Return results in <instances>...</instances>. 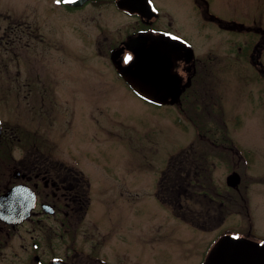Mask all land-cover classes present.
Returning <instances> with one entry per match:
<instances>
[{"label": "rangeland", "instance_id": "1", "mask_svg": "<svg viewBox=\"0 0 264 264\" xmlns=\"http://www.w3.org/2000/svg\"><path fill=\"white\" fill-rule=\"evenodd\" d=\"M55 1L0 0V119L13 140L11 159L5 149L0 152V192L12 180L8 167L23 158L24 132L36 134L40 125L49 146L57 143L65 152L68 145L86 166L95 164L89 174L96 192L86 221L77 232H59L53 242L48 240L56 245L40 250L43 259L60 255L74 264H88L87 255L97 252L96 241L105 234L113 264H203L224 235L264 242V78L251 59L261 47L257 56L264 66V37L250 32L231 38L218 25L204 26L189 0H156L161 12L172 16L174 28L190 39L200 72L196 79L201 81L198 100L158 105L122 87L113 68L102 64L95 51L82 52L81 40L67 36L63 22L70 18L82 19L84 34L99 33L85 20L94 15L87 10L70 14ZM223 3L214 6L217 13L232 14L246 26L257 20L264 25L261 1ZM101 10L109 19L108 36L119 37L121 28L111 23H119L124 14L114 4ZM95 15L103 19L99 12ZM241 42L247 47L237 58L232 52ZM66 82L75 84L80 94L88 92L86 97L95 93L97 99L78 97L72 90L73 103L50 104L49 97L55 95L51 87ZM39 91L46 99L40 101ZM72 104L77 115L94 108L93 143L88 146L85 140L73 142V127L63 124ZM98 108L107 110L101 114ZM54 113L63 125L54 121ZM91 123L77 125L90 128ZM169 166H176L172 170L179 181L194 180L188 187L192 195L185 186L174 190L177 186L162 179ZM236 171L242 181L231 188L227 176ZM179 197L182 206L169 202ZM96 204L103 207L97 211ZM92 220L104 233L99 235ZM20 232L9 240L18 247L3 249L0 264L6 259L9 264L37 263L32 236L42 235L27 228Z\"/></svg>", "mask_w": 264, "mask_h": 264}, {"label": "flooded vegetation", "instance_id": "2", "mask_svg": "<svg viewBox=\"0 0 264 264\" xmlns=\"http://www.w3.org/2000/svg\"><path fill=\"white\" fill-rule=\"evenodd\" d=\"M75 1L78 0H56L55 5H57V7L67 8L66 11L70 12V14H79L82 10L89 11V14H93L94 16L90 18L86 16L85 20L87 24L95 25L99 33L94 35L84 34V26L80 24V22H83L82 19L70 20L72 19L70 18L68 21L63 22L64 25L69 28V34L67 36H72L81 40L82 52H84L86 48L95 51L96 55L102 58L100 60L102 64L104 63L113 68V72L116 73V79H118L116 81L122 83V87L134 92L136 96L141 97L135 92L126 78L120 74L118 66L125 67L134 60L135 54H133L132 48L134 45L140 44L138 42H141L144 45H152L155 42H160L161 44L168 45V49L176 48L177 46L179 47V57L174 60V72L179 73L182 76V84L185 85V89L181 94L182 96L179 103L174 105L187 103L193 99L191 97H194L196 100L199 99L200 92H198V88L201 81H197L196 79L200 76V72H198L196 52L194 51L191 41H189L190 39L174 28L175 21L172 19V16L161 12L156 0H144L146 9L141 12L120 7L119 3L121 0H86L79 5L73 4ZM133 1L142 3L143 0ZM257 1L264 3V0ZM189 3L192 9L197 10V17L204 26H208L210 23L218 25L220 29L231 34V38H241L250 32L264 37V25L260 24L258 22L259 20L255 21L251 26H246L243 21L238 20L232 14H230L229 17H226L221 13H217L214 6L224 5L223 0H189ZM109 4H114L117 10L124 14L117 18L120 20L119 23L118 21L116 23H111L112 27L118 25L122 30L120 36L113 37V39L111 36H108L110 24L108 23L109 19L103 17L101 10L103 8L108 9ZM97 12L102 15L103 19L100 20L99 17L95 15ZM165 18L170 21H165ZM49 24L51 34V29L53 28L52 21H50ZM87 42L91 44L84 45V43ZM243 47H247V45L242 42L238 43L237 50L234 48L235 50L232 53L236 54V57L239 58V54L244 50ZM258 47L251 59L252 64L255 65L257 70H260L264 78V66L261 64L262 60L258 59L257 56V53L259 52L258 50L261 47ZM65 50L68 52L66 48ZM192 50L194 51V57L190 58V52L193 53ZM101 53L102 56H100ZM74 87H76V85L73 83L70 84V82L63 83L57 88L51 87L55 95L52 94L51 97H49L52 99V102L49 103L56 104L59 101L60 103L66 102L71 104L73 103V97H76V95L78 97L81 96L82 98L88 95V92L83 94L78 93ZM84 87H86V83H84ZM72 90L76 92L75 96L70 93ZM39 92L38 97L40 101L43 98L46 99L45 94L41 95V91ZM58 93L60 95H57ZM187 95L188 98L183 100ZM86 98L92 99V101L97 99L95 93L93 98H90V95ZM144 99L153 102L149 99ZM73 106L74 104L70 105L73 110L68 112V115L70 116L63 124L67 126L70 125V128L73 127V133L71 135V140L73 142L78 140L84 144L83 141L85 140L88 146L89 143H93L92 138L94 132H92L91 129L93 121L95 122L94 108L87 109L82 115H77L78 113ZM99 110L101 114H105L107 109ZM52 116L54 117L55 122L59 125H63L59 122L60 117H57V114L54 113ZM65 117H63V119ZM42 120L43 117L39 118V121ZM79 121H84L85 124L92 122L91 127L89 128L86 125L81 126V124L77 125ZM98 124L102 126L100 129H103L104 124ZM39 127L40 129L36 131V134H30L28 130L24 132L26 135V148L23 158L16 162L15 165L8 167H12L9 170V176L12 180L6 182L2 192H0L1 198L13 188H19L15 197L16 200L14 204L12 203V209H19L22 200L25 202L24 208L31 209L29 216L25 218V221L22 223L16 222V220L15 222H7L0 218V254H3V249L10 246L9 240L13 236L16 238L17 234L20 235L22 229L27 228V230L33 235H42L41 237L37 236V238L32 236V239L35 240L32 243V251L38 253L34 259V261L37 262L36 264H53L54 261L59 260L68 264H74L65 260V257L60 255L59 257L52 256L48 260H44L40 250L45 246L47 249H53L56 244H48V240L53 242L52 239H54V235L59 232H65L68 235L72 231L77 232L80 229L79 226L86 221V216H88L90 212L92 197L95 196L96 192L93 184V180L95 179L94 177L92 178V174H89V169L95 167V164L89 162L86 166L84 162H81L77 155L72 153V150L68 148V145H66L65 152L62 150L63 148L61 149L55 142L54 145L49 146L46 143L45 133L43 130L41 131L42 126L40 125ZM84 132H86L85 137L83 136ZM6 134L7 129L5 125H3L2 137L0 140V152L5 149V156L8 155L9 159H11L12 151L9 152L11 149L9 145L13 143V140L9 141ZM7 143L8 145L5 146ZM52 148H54V150ZM13 160H15V158ZM106 169L108 170L109 168ZM168 169H170V166ZM166 174L167 172H164L162 179L166 178ZM106 194H109V191L104 193V195ZM160 201H163L162 198ZM99 206L102 205L99 204L93 207L98 211ZM20 217V214H16L14 219ZM93 223L94 226L97 227L99 235L101 232L104 233L102 227H99L94 221ZM43 234L45 235V238ZM102 236L105 237L106 234L100 235V239L96 241L94 248L97 252L87 255L88 264H113L111 258H109L111 251L108 252L106 248L109 243L108 239H102ZM61 237H64V235H61ZM16 247L18 246H10V248ZM20 247L23 246L21 245ZM119 257L120 256H118V258ZM6 264H9L7 259Z\"/></svg>", "mask_w": 264, "mask_h": 264}, {"label": "water", "instance_id": "3", "mask_svg": "<svg viewBox=\"0 0 264 264\" xmlns=\"http://www.w3.org/2000/svg\"><path fill=\"white\" fill-rule=\"evenodd\" d=\"M86 0H78L73 4L79 5ZM148 1V0H147ZM120 7L130 10L143 11L146 9L145 1L121 0ZM140 44L132 48L135 54L134 60L124 66H118L119 72L129 84L141 96L160 104H176L181 99L185 89L182 84L183 78L179 73L174 72V60L179 57V47L168 49V45L155 42L152 45ZM166 47V49H165ZM191 50V49H190ZM190 52V58L194 57ZM3 125L0 121V140L2 137ZM242 177L236 171L227 176V184L231 188H237ZM19 188L11 191L0 198V218L7 222H24L29 216L31 209H25V202H20L19 209H12V203ZM10 207V208H8ZM20 214V218H15ZM53 264H68L62 260L54 261ZM203 264H264V243L252 240L251 238L233 234L224 235L209 251V255Z\"/></svg>", "mask_w": 264, "mask_h": 264}, {"label": "trees", "instance_id": "4", "mask_svg": "<svg viewBox=\"0 0 264 264\" xmlns=\"http://www.w3.org/2000/svg\"><path fill=\"white\" fill-rule=\"evenodd\" d=\"M172 168H176V166H172L171 169H169L170 171L167 172L166 174V178L164 179L167 183H169L170 185L176 187L174 190H180L183 188L188 190V195H192L189 193V188H192V186H194V180L193 179H187V180H184V181H179L178 178H177V174H176V171L175 170H172ZM182 168V167H181ZM188 174L187 173V177H188ZM185 186V187H184ZM204 186V185H202ZM189 187V188H188ZM177 192V191H176ZM184 193H186V191H181L180 194L183 195ZM187 195V194H186ZM183 197H179V200L178 201H175V199H169V202L171 203L173 201L174 204H179V205H183L182 202L180 201ZM165 200H168V199H165ZM172 200V201H171ZM172 203V204H173ZM179 208H181L180 206H178ZM177 216H179L180 218H182L181 214H178L176 213ZM184 215V214H183ZM185 216V215H184Z\"/></svg>", "mask_w": 264, "mask_h": 264}]
</instances>
